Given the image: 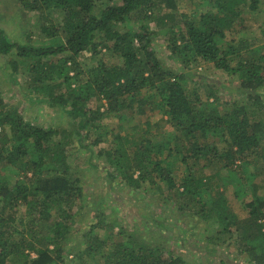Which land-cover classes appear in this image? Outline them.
<instances>
[{"label":"trees","instance_id":"trees-1","mask_svg":"<svg viewBox=\"0 0 264 264\" xmlns=\"http://www.w3.org/2000/svg\"><path fill=\"white\" fill-rule=\"evenodd\" d=\"M16 1L24 10L38 14L58 11L62 24L43 28L48 39L41 44L28 39L13 41L0 29V57L14 56L19 62H6L13 72L28 73L24 97L33 94L42 106L74 122L79 148L91 153L90 145L97 146V141L88 144L87 140L99 129L97 122L104 114L117 115L120 121L125 120L126 112L132 119L145 118L144 132L158 118L166 119L168 133L162 144L153 146L138 139L126 151L128 140L115 136L119 145L114 150L101 154V148L97 150L111 171L99 164L90 168L105 175L112 185L119 179L118 183L143 194L156 187L152 192L160 197L166 194L163 201L172 193L188 199L196 206L195 216L218 224L219 233L229 234L236 227V241L248 264H264V200L257 196L253 183L260 176L253 171L255 166L261 163L264 169V119L260 117L264 112V44L254 50L256 42L247 39L235 45L225 42L226 32L233 29L243 9L257 11L259 0H204L213 11L197 18L183 15L178 31L169 29L167 45L175 68L211 66L244 96L243 104L223 103L228 108L222 112L214 104L201 102L197 88L205 78L197 72L165 68L156 58L152 47L156 34L148 23L159 2L120 0L118 5L105 4L97 11L95 2L101 0ZM166 4L172 7L173 0ZM102 50L111 53L115 62L101 61ZM83 53L89 57L79 62ZM56 56L62 58L52 61ZM188 81L195 86L185 89ZM204 87L205 97L217 102L212 88L206 83ZM55 135V130L28 122L17 107L6 106L0 97V264H67L73 246L74 209L84 199V174L72 166L66 143L55 141ZM103 135L107 137L108 132ZM219 141L225 145L222 150L217 147ZM163 149L169 157L178 156L186 172L174 176L169 170L172 163L165 162L167 157H157ZM214 165L226 171L221 180L235 186L236 198L250 197L243 205V221L237 222L223 188L215 187L212 176L205 173ZM249 165L253 172L247 173ZM20 207L25 209L23 215ZM185 216L189 221L194 218ZM180 217L176 220L180 225L173 228L180 233L188 226L182 232L190 233L194 225L186 224L183 214ZM99 218L80 235L86 244L74 254L80 264H186L164 247L139 238L135 229L120 228L117 242L95 236L97 228H113L112 223L103 225V213ZM158 220L153 218L159 224ZM161 225L170 227L164 222ZM205 250L206 254L214 251Z\"/></svg>","mask_w":264,"mask_h":264},{"label":"rangeland","instance_id":"rangeland-1","mask_svg":"<svg viewBox=\"0 0 264 264\" xmlns=\"http://www.w3.org/2000/svg\"><path fill=\"white\" fill-rule=\"evenodd\" d=\"M158 6L151 14L148 27L155 32L153 37V51L156 58L165 68L174 67L170 60V52L168 50L169 29L173 28L174 32L181 27L182 16H192L197 18L200 14L211 12L214 7L207 4L204 0H173V6L166 4V0H155ZM109 4L111 6L120 4V0H101L95 2L94 8L99 11L100 7ZM52 26H61V15L58 11H45L43 14L30 12L23 9L16 0H0V29L13 41H27L32 44H41L46 42L47 36L42 34L43 28ZM165 24V26H163ZM247 39L250 42H256L252 49L255 50L264 44V0H259L257 11H250L246 6L240 19L236 20L233 29L226 32L225 42L236 44L239 40ZM261 44V45H260ZM89 57V53H83L78 58L79 62L85 61ZM62 56L52 58V61H58ZM11 59L19 62L14 56ZM10 57H0V97L6 106H15L22 112L24 118L36 126L42 127L45 130H55L57 135L54 136L55 141L66 143L65 149L69 156V161L72 166H77L84 174L82 179L84 199L83 202H77L79 208L74 209L76 218L72 222L71 236L73 238V246L67 257V264H80L74 258V254L83 251L86 244L83 238L80 237L83 232L89 229V226L97 222L100 214H104V224L112 223L111 230H100L97 228L94 235L109 237L111 241L117 242L120 238V228H125L128 231L136 230L139 238H145L146 241L157 244L171 251L173 255L182 257L186 264H248L244 255L241 254V247L236 241L237 231L236 227H231L229 234L219 233L218 224H212L210 220H200L193 213L196 206L189 201L175 193H172L168 201H163V196H158L152 191V188L147 194H143L138 190H130L116 179L115 184H110L107 177L100 172L94 171L90 165L99 164L100 167L107 168L106 161L98 157L97 150L101 148V152L107 149L116 148L119 141L115 140V136H119L128 140L125 150H131L132 142L135 140H144L151 142L153 146L162 144L165 141V136L168 133V128L165 124V117L158 118L147 132H144L145 127L142 122L145 118L132 119L129 112H126L125 120L120 121L117 115L104 114L102 120L97 122L100 126L97 131L93 130L90 139L87 140L91 144L93 140L97 141V146L90 145L92 152L85 151L77 146L76 137L74 133V122L66 117L64 114L56 113L53 110L42 106L33 94L24 97V92L29 88V76L24 70L19 69L13 72L11 67L6 63L11 61ZM99 59L106 64L114 63L112 54L108 51L102 50ZM177 72H197L206 82L200 84L198 93L203 104H214L217 110L222 112L227 110V106L223 105L226 102H238L243 104V95L234 90L233 82L230 83L228 78L221 72L214 71L211 66L205 64H192L187 70L183 68H175ZM57 82H60L58 80ZM205 83L207 87L212 88V91L217 97V102L213 98L208 99L204 95ZM236 83V82H235ZM192 83L184 84V88H193ZM196 88V87H195ZM154 99H157L155 97ZM251 107L247 106L249 111ZM104 107L101 109L103 111ZM260 117L264 119V112L261 111ZM123 112H121L122 114ZM156 118V117H155ZM8 133L7 128L4 129ZM108 132V136L103 134ZM102 138V140H100ZM218 140H216L217 142ZM219 150L224 148L223 142L216 143ZM264 146V141L261 142ZM96 145V144H95ZM130 151H128L129 153ZM162 155L157 156L158 159L163 160L167 157L165 162H171L169 167L170 172L174 176L184 173V168L179 164V157H169L166 149H163ZM252 157H249V161ZM239 166V163H236ZM217 165L211 166L205 171L209 176H212V184L224 190L227 197L231 212L236 216L237 222L243 221L246 218V211L243 208L244 202L249 201L247 196L243 200H239L234 196L235 186L231 183H226L221 180V177L226 175L223 169L218 170ZM234 168V167H233ZM236 168H234L235 170ZM253 171L259 172L253 181L256 184L257 196L264 200V169L261 163L255 166ZM252 166L249 165L247 173L253 172ZM136 176V174H135ZM226 185L224 187L223 185ZM264 202V201H263ZM182 207V208H181ZM24 207L19 208V212L23 215ZM264 211V208H263ZM187 224H193L194 227L189 231L190 233L177 232L173 228L177 223L176 220L181 218ZM193 215L192 220H188L185 215ZM159 220L155 223L153 218ZM168 223L170 227H163L162 223ZM95 235V236H96ZM215 246V247H213ZM206 249L213 248V253L206 254ZM31 257H34L32 254ZM86 260V258H83ZM87 264H92L87 261Z\"/></svg>","mask_w":264,"mask_h":264}]
</instances>
